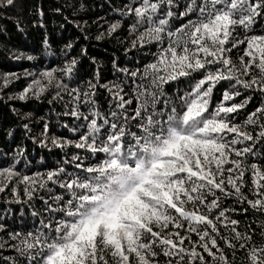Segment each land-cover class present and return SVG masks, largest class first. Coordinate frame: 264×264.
<instances>
[{
    "label": "snow or ice",
    "instance_id": "obj_1",
    "mask_svg": "<svg viewBox=\"0 0 264 264\" xmlns=\"http://www.w3.org/2000/svg\"><path fill=\"white\" fill-rule=\"evenodd\" d=\"M50 11L80 33L58 52L42 4L0 0V20L43 29V53L62 57L0 72L14 118L0 121V264H264V0ZM92 40L118 45L112 79ZM5 51L37 59L10 41ZM17 101L49 105L38 132ZM27 141L59 150L55 163L34 162Z\"/></svg>",
    "mask_w": 264,
    "mask_h": 264
},
{
    "label": "trees",
    "instance_id": "obj_2",
    "mask_svg": "<svg viewBox=\"0 0 264 264\" xmlns=\"http://www.w3.org/2000/svg\"><path fill=\"white\" fill-rule=\"evenodd\" d=\"M85 0H80V3H84ZM27 9H32L35 5H43L46 13V19L48 21L47 30L50 34V40L53 42V50L58 52L59 48L62 44L69 40H75V37L79 35V30L76 29L71 24H66L64 29H59L58 25L62 23V19L59 16H53L50 11L51 7L56 4H63L64 0H24ZM89 5H92L93 0H87ZM95 3H99V0H95ZM98 10V9H95ZM68 12H71V9H68ZM67 14V13H66ZM80 15H84L83 12ZM26 19L32 18V12H25ZM91 18H94L93 12H89L87 16H84L85 19L89 20V24L91 25V34L94 35L96 32L95 25L91 24ZM71 18V16H70ZM15 16L12 17V20H0V29L4 30L3 37H0V72L6 70H19L22 67H30L33 63L39 64L41 67L48 66L49 64L58 63L62 57L46 55L43 53L40 41L43 36V29H39L38 27H34L32 24L27 23L24 25V32H17L14 27ZM11 42L26 51H33V54L37 56L35 61H27V60H19L13 61L7 57L5 46L6 42ZM83 42V41H81ZM118 45L115 42L101 41L96 42L92 40L88 42L89 52L92 55H97L98 59L104 65V70H102V76L107 77L108 79H112V70L111 65L108 62L107 57L112 54V50L117 48ZM78 52V48L74 49L73 54ZM122 54V53H121ZM84 72L89 71V65L87 62H84ZM102 100L107 97V93L103 90H100ZM18 107L21 108V111H30L33 113L32 121H33V130L38 132L40 130V126L38 123V119L41 116H44L49 108V105L44 102L43 104H37L33 101H29L25 105H21L20 102H15ZM106 107V105H105ZM10 119H14L11 117L10 113L4 108L3 105H0V121L7 123ZM51 132L56 133L57 135H65L71 136L70 133L67 132L66 129L60 128L58 125L53 124V127L50 129ZM28 144V154L35 161H39L43 156L45 158L46 163H55L57 158V153L59 150L53 149L51 153L46 149H40L31 144L30 141H27Z\"/></svg>",
    "mask_w": 264,
    "mask_h": 264
}]
</instances>
